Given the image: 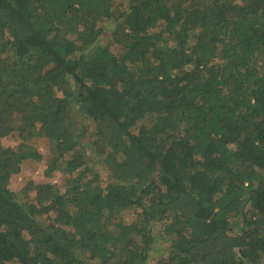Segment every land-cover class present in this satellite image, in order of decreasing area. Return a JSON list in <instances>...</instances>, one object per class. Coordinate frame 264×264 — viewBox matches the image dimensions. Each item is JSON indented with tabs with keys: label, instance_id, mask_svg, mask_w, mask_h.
I'll return each instance as SVG.
<instances>
[{
	"label": "trees",
	"instance_id": "obj_1",
	"mask_svg": "<svg viewBox=\"0 0 264 264\" xmlns=\"http://www.w3.org/2000/svg\"><path fill=\"white\" fill-rule=\"evenodd\" d=\"M36 133L68 182L31 201ZM157 223L156 264H264V0H0V264H150Z\"/></svg>",
	"mask_w": 264,
	"mask_h": 264
},
{
	"label": "rangeland",
	"instance_id": "obj_2",
	"mask_svg": "<svg viewBox=\"0 0 264 264\" xmlns=\"http://www.w3.org/2000/svg\"><path fill=\"white\" fill-rule=\"evenodd\" d=\"M102 46H110V40L107 35H103L100 39ZM111 50H115L114 46H110ZM77 122L80 126L85 125L86 136L83 141L80 150L86 155L88 159L89 169L91 170L87 174L88 179H92L95 175L101 176L105 179L108 173V169L103 161V156L99 154L101 149V143L99 138L95 135V127L91 121H85L81 117H78ZM18 132H14L11 135L2 138V144L5 148H17L22 139ZM30 144L35 147L42 155L41 160L27 159L21 164V169L18 174L11 176L8 182V189L13 193H19L23 189H28V197L32 201L35 200V188L40 184H52L62 191L65 190L68 179L58 170H51L50 164L53 160L57 159V153L55 146L50 139L43 134H35L34 138L30 141ZM96 184V183H95ZM93 186H95L93 184ZM136 218V212L133 210L124 212L121 218V223L130 224ZM164 223H157L154 225V237L155 246L150 253V264H156L158 260L166 258L168 256L169 244L164 241L163 228ZM27 237V236H26Z\"/></svg>",
	"mask_w": 264,
	"mask_h": 264
}]
</instances>
